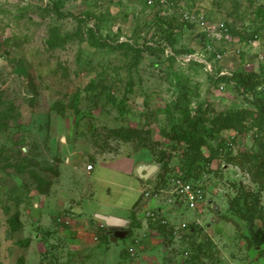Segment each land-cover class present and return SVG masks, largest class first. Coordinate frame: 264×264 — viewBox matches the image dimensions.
Segmentation results:
<instances>
[{
    "label": "rangeland",
    "instance_id": "1",
    "mask_svg": "<svg viewBox=\"0 0 264 264\" xmlns=\"http://www.w3.org/2000/svg\"><path fill=\"white\" fill-rule=\"evenodd\" d=\"M146 1L0 0V264H264V117L231 85L215 89L205 69L168 58L198 48L197 30L181 31L180 5L158 11ZM250 1L187 0L185 8L238 27L232 17L252 11ZM89 29L104 46L89 48ZM167 33L180 43L163 50ZM260 44L264 52V37ZM246 53V67L258 70ZM236 64L243 69L245 59ZM193 102L198 148L167 137L168 114ZM139 153L151 187L179 177L202 186V205L156 195L154 218L141 203L109 224L63 205L70 186L57 176L66 157L88 167Z\"/></svg>",
    "mask_w": 264,
    "mask_h": 264
},
{
    "label": "crops",
    "instance_id": "2",
    "mask_svg": "<svg viewBox=\"0 0 264 264\" xmlns=\"http://www.w3.org/2000/svg\"><path fill=\"white\" fill-rule=\"evenodd\" d=\"M143 157L145 155L139 153L135 158L117 156L104 161L95 159L90 170L82 162L81 165L74 166L72 159L66 157L59 165L57 176L59 183L70 186L69 198L64 200L63 205L69 201L71 211L82 220L101 221L99 216L118 217L134 211L141 204L142 190L151 186L150 181L142 177L139 168L141 163L138 161L144 159ZM70 166L80 177L67 175L65 169ZM57 196L64 194L59 193ZM81 235L80 233L79 236ZM87 238L91 240L89 236L80 237V243L88 245Z\"/></svg>",
    "mask_w": 264,
    "mask_h": 264
},
{
    "label": "built area",
    "instance_id": "3",
    "mask_svg": "<svg viewBox=\"0 0 264 264\" xmlns=\"http://www.w3.org/2000/svg\"><path fill=\"white\" fill-rule=\"evenodd\" d=\"M152 2V0H149L147 3L151 5ZM160 3L165 4L164 7L168 8V2L166 0H160ZM179 5L180 7H183V9L178 10L180 16L183 18L182 21L193 25L192 31L194 29L197 30L196 34L202 36L203 41L202 45L200 43V39L196 38L194 42L199 44L198 48L191 47V49L194 50V54L183 56L181 58L182 60H185L186 62L195 60L203 64L206 72L214 78L221 76L232 77L240 70L244 71V73L260 72L259 68L258 70H250L246 67L249 64L246 52L250 51L255 55L254 61H256L258 65L264 64V52L260 51V42L262 38H257L255 36L253 39L240 41L236 36L230 34L229 30L233 27H228V24L226 25L224 22L211 21L200 14H190L186 11L184 3H180ZM244 48L245 50H250L245 51ZM168 54L170 56L173 55L171 52H168ZM236 57L237 59L235 60ZM239 58H244L245 64L243 69L241 67V69L238 70L239 65L236 64V61ZM224 86V84L219 85L218 91L224 92L226 88H224ZM235 91L236 90L233 88L230 92L233 93ZM91 168V166L87 167L88 170ZM162 194L165 196H175L177 198V203H179L180 206L185 204L190 210H196L199 208L204 200L202 186H198L197 184L193 185L179 177L169 180L168 183L153 191H142L143 199L145 201H149V203L152 202V199H155L156 195ZM149 203L144 208L147 212H143V214L154 218L156 216V212H149Z\"/></svg>",
    "mask_w": 264,
    "mask_h": 264
},
{
    "label": "trees",
    "instance_id": "4",
    "mask_svg": "<svg viewBox=\"0 0 264 264\" xmlns=\"http://www.w3.org/2000/svg\"><path fill=\"white\" fill-rule=\"evenodd\" d=\"M148 1H146V6L148 9L152 10L155 8V6H158L157 7L159 9L158 11H160L161 9L160 0H152L153 2L150 6L147 5ZM166 1L168 2V9L170 7L175 9V7L179 6L180 3H184L185 7L187 4V0H166ZM249 3H250L249 5H251V7L249 8H251L252 10L250 11L251 14L249 16H247V14L250 12L238 18L232 17L233 20H238L242 22L238 27H233L232 29L229 30L230 34L236 36L240 41L253 39L255 36L257 38L264 37V0H251ZM153 18L154 16H152L150 19L152 20ZM246 19H248L249 21L247 22ZM182 23L183 26L181 31L183 32L188 31L191 33L193 29V25L185 22ZM152 25H154V21ZM152 29H153L152 33H154V31L157 30V28L154 27H152ZM166 35H167L166 38H163V40L165 41V44L163 45V50L165 49V47H171L173 45L175 47L178 43H180L178 38L175 39L172 34L167 33ZM193 38H195V40L196 38H199L200 43L203 45L202 36L196 34ZM133 41L134 40H131L130 44H133ZM86 42L90 49H97L105 45L104 38L96 34V32L92 29L87 30ZM192 54H194L193 49L189 47H182V49L174 50L173 55H171L168 58L170 59L173 58L177 60L176 58H182L183 56L192 55ZM186 63L190 66H195L200 69H205L203 64L195 60H190ZM239 69H241V67L238 68V70ZM259 71H260L259 73L257 72L244 73V71L240 70L237 71V73H235L232 77L221 76L218 78H214L207 72H206L207 75L206 74L205 75L208 76L209 84L214 86L215 89H218L219 85L221 84L231 85L237 91L241 99L252 103L254 105L255 110L259 111L264 117V64L262 65L260 64ZM76 100H78V95H76ZM195 103L196 102H193L190 105H188L189 107L185 106L183 110H180L179 117H174L172 116L171 113L168 114L172 118V121L169 122V125L172 127V132L171 134H167V137L172 141L184 142L188 145H192L198 148L199 145L197 144V142L193 141V134L194 131L197 129V127L191 121V114L194 112L193 110L197 109ZM212 123L214 125L211 128L212 130H214L215 128L217 130L220 129L219 128L221 125L220 122L213 121ZM202 130L205 133V135L211 134V131L208 128L206 129L203 128Z\"/></svg>",
    "mask_w": 264,
    "mask_h": 264
},
{
    "label": "clouds",
    "instance_id": "5",
    "mask_svg": "<svg viewBox=\"0 0 264 264\" xmlns=\"http://www.w3.org/2000/svg\"><path fill=\"white\" fill-rule=\"evenodd\" d=\"M165 185V184H164ZM151 189V190H150ZM155 189H158L157 187H151V186H149V187H146L145 189H143L142 191H144V190H148V191H153V190H155ZM141 203H144V205H143V208H142V210L144 211V208H145V206L149 203V201H145L144 199H143V196H142V192H141ZM151 203V202H150ZM150 203H149V206H150ZM145 215V214H144ZM186 226V225H185Z\"/></svg>",
    "mask_w": 264,
    "mask_h": 264
},
{
    "label": "water",
    "instance_id": "6",
    "mask_svg": "<svg viewBox=\"0 0 264 264\" xmlns=\"http://www.w3.org/2000/svg\"><path fill=\"white\" fill-rule=\"evenodd\" d=\"M98 218L104 221L106 224H109V222L112 220V217H106V216H99Z\"/></svg>",
    "mask_w": 264,
    "mask_h": 264
}]
</instances>
